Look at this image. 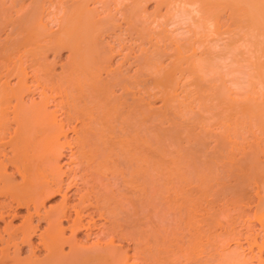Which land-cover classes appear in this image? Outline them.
<instances>
[{"label": "bare ground", "instance_id": "1", "mask_svg": "<svg viewBox=\"0 0 264 264\" xmlns=\"http://www.w3.org/2000/svg\"><path fill=\"white\" fill-rule=\"evenodd\" d=\"M151 1L154 9L147 13L145 5ZM22 2L0 0V28L11 22L20 36L8 44L0 42V220H4L0 264H135L129 262L130 253L122 251L121 243L115 246V240L124 239L134 243L132 256L139 264H181L180 255L186 264H206L196 259L191 262L196 246L201 248L192 231L210 236V231L224 225L219 213L205 212L206 208L203 212L207 217L200 218V199L210 195L208 205L212 209L218 200L215 197L227 188L219 189L217 195V190L210 192L215 184L225 181L223 173L231 177L230 200L237 209L248 202L252 186L257 204L251 216L264 234V0H31L27 15ZM100 6L108 8H102L105 16L100 17ZM50 7L61 15L54 32L49 31L48 17L44 18ZM14 9L23 14L10 21ZM118 13L126 23L125 32L115 18ZM173 20L188 21L183 23L187 29L183 36L171 34L168 25ZM181 24H177L179 28L173 25L172 31L183 30ZM109 35L112 43L117 41L116 49L103 42ZM125 35L135 49L129 45L128 51ZM61 49L68 50L69 62L64 70L61 68L62 73L54 74L53 66L39 60L47 58L45 52ZM14 52L20 53L16 61L12 59ZM26 53H30L35 72L42 74H36L34 83H28L24 71ZM119 53L122 60L112 64ZM129 59L136 68L125 75L122 71L131 68ZM225 60L235 63L232 65L241 68L238 70L246 77L242 88L236 84L242 90L239 93L230 90L224 77L237 68L231 69L228 63L230 67L222 75L224 63L220 62ZM124 62L130 65L121 70ZM11 73L18 77L13 86L6 79ZM42 76L47 77V83ZM39 78L45 81L43 86ZM34 91H39L43 102L25 103L23 97ZM155 97L161 102L158 107L153 105ZM11 122L15 124L12 129ZM68 131L75 137L68 138ZM66 148L70 162L77 166L68 171L60 165ZM77 179L83 191H77V200L71 204L68 191ZM193 191L194 196L199 195L197 199L192 197ZM55 195H60L61 202L46 209L45 201ZM23 207V220L12 224L19 216L16 210ZM151 208L159 211L156 218L163 225H152L156 229L148 231L146 223L151 226L150 221L144 220L153 216L144 218L152 215L144 211ZM171 212L177 215L176 226L169 224L171 219L167 222ZM7 216H11L9 222H5ZM95 216L108 221L103 232L98 227V238L102 235L108 239L103 243L97 239L88 249L79 245L75 236L81 230L89 236L97 225ZM41 221L46 228L39 232ZM230 225H225L226 230ZM170 226L181 231L193 228L191 233H182L191 234L188 244L194 239L199 244L193 242L190 245L196 246L187 249L182 239L173 237L178 241L176 251L184 248L186 254L173 252L175 258L171 257L170 250L164 249L170 243ZM230 234L235 235L232 241L236 232ZM23 245L28 251L22 257ZM64 245L69 246L68 252L63 251ZM229 253L225 263L242 264L240 254Z\"/></svg>", "mask_w": 264, "mask_h": 264}, {"label": "rangeland", "instance_id": "2", "mask_svg": "<svg viewBox=\"0 0 264 264\" xmlns=\"http://www.w3.org/2000/svg\"><path fill=\"white\" fill-rule=\"evenodd\" d=\"M23 2H22V4H23V6L28 10L27 11V13H25V15H27L28 13H29V8H28V4L30 5L31 3V0H22ZM30 1V2H29ZM56 1V0H55ZM9 3V2H8ZM154 5H155V3L154 2H149V3H147L146 5H145V10H146V12L147 13H151V12H153V9H154ZM90 6H92V5H90ZM23 7V8H24ZM101 7V6H100ZM99 7V8H100ZM112 7V6H111ZM103 7H101V9H99V12H100V17L101 16H105L106 15V11H107V9L108 8H103V9H105L106 11H104L103 9H102ZM31 9H33V7H32V5H31ZM53 9H54V7H50V9L48 10V11H50V12H48V13H46V15H44V18H47L45 21H47V24H49L48 25V27H49V31H52V32H54V31H56L57 29V25H59V23H58V20H60L59 18H60V14H58L59 12H57L56 13V11H53ZM55 10V9H54ZM102 10V11H101ZM164 9H162L161 10V13H164V12H162ZM22 11V10H21ZM31 11V10H30ZM54 12H55V14H54ZM105 12V14H103ZM53 13V14H52ZM20 14H23L22 12L20 13V11H17V10H11L10 11V19H8V20H10V21H13V20H17V16L19 17V15ZM49 15V16H48ZM59 16V17H58ZM52 17H54V18H52ZM57 17V18H56ZM117 17V18H116ZM119 17V18H118ZM115 18H116V20L118 19V23L120 24V22H121V30H125V28H126V23H124V21L122 22V19H121V16L119 15V13L117 14V15H115ZM53 21H55V22H53ZM49 22V23H48ZM175 22H177V21H175ZM174 22V20H173V22L171 23V24H169L168 26L170 27V25H171V28L169 29L170 30V32H171V34L173 35L174 34V36L177 34H179V35H181L182 34V32L185 34L186 32V30L187 29H185V27H183V26H185L186 24L184 23V22H188V21H182L181 23H180V21H178L176 24H173V23H175ZM53 23V24H52ZM185 25H184V24ZM55 24V25H54ZM176 25V26H173V25ZM177 24H181L182 25V27H183V30H179L178 31V29H176V30H174V32L172 31V28L173 27H176V28H179V25H177ZM180 25V26H181ZM167 26V28H169ZM5 27V28H4ZM13 27H12V23L11 22H7V25L6 26H4L3 25V27H1L0 28V42H1V44H2V42H7V44L8 43H10L11 41H13V40H15V36H17L18 34H17V30H16V27L14 28V29H12ZM186 28H188V27H186ZM56 29V30H55ZM175 29V28H174ZM180 29H182V28H180ZM16 32V33H14V32ZM125 32V31H124ZM177 32V33H176ZM13 33V34H12ZM118 33V32H117ZM176 33V34H175ZM9 34H11V35H9ZM15 34V35H14ZM183 34V35H184ZM176 35V36H177ZM183 35H181V36H183ZM19 36V35H18ZM17 36V37H18ZM110 36V35H109ZM105 37V39H104V41L103 42H105V44L106 45H110V46H112L113 45V48L114 49H116L117 48V44H116V40H113L114 42V44L112 43V36H110V37ZM126 36L127 35H125L124 37H125V39H126ZM186 36V35H185ZM184 36V37H185ZM224 36V37H223ZM222 36V39H223V41H225V35H223ZM20 37V36H19ZM128 38L126 39V41H124L123 40V43H125L126 42V47L127 46H129L130 45V47H133L134 46V44H133V42H132V40H129V36H127ZM178 37H180V36H178ZM4 38V39H3ZM6 38H7V41H6ZM13 40H12V39ZM111 38V39H110ZM175 38H177V37H175ZM182 38V37H181ZM2 40V41H1ZM111 41V42H110ZM223 41H221L220 40V46H222V43L221 42H223ZM108 42V43H107ZM132 42V43H131ZM130 43V44H129ZM112 44V45H111ZM117 45V46H116ZM115 46V47H114ZM123 47L124 48V52H123V49H122V52L123 53H127V49H128V51L130 50L129 48L130 47H127V49H126V47ZM24 49H26L27 50V48H24ZM23 48H21V50H24ZM134 49H135V46H134ZM20 50V51H21ZM12 51V50H11ZM60 51V50H59ZM48 53H44L43 55H45V56H47V58L45 57V59L43 58V60L41 59V60H39V61H43L44 63H46V64H50V67H54V69H52V71L54 72V74H56V73H62V71L66 68L65 66L68 64V62H69V59H68V61H67V58H69V52H68V50L66 51L65 49H61V51L60 52H58V50L57 51H54V52H52V50H49V51H47ZM121 52V53H122ZM135 52V51H134ZM16 53V54H15ZM56 53L58 54V56H56ZM60 53V54H59ZM122 53V56L124 55ZM17 54H18V56H19V52H14V57L15 58H12L13 60L14 59H16V56H17ZM120 54V53H119ZM135 53H132V55H134ZM25 55V54H24ZM23 55V57H24V59H25V61L26 62H23L24 64V71L26 70V75H27V80H28V83H34V82H36V74H38L39 72H40V74H41V71H36L35 72V69H34V65H32L33 63V60H30L31 58H30V53H26V58H25V56ZM27 56H29L28 57V59H27ZM121 56V54L120 55H114V57H113V59H112V64H115V65H117L118 64V62H120L122 59L120 58V57H122ZM12 57V56H11ZM10 57V58H11ZM123 58V57H122ZM23 59V60H24ZM47 59V60H46ZM55 61H54V60ZM119 59V60H118ZM18 60V59H17ZM22 60V61H23ZM49 60V61H48ZM115 60V61H114ZM117 60V61H116ZM14 61H16V60H14ZM51 61V62H50ZM131 61L132 60H130L129 59V63L131 64ZM228 61V62H227ZM54 62V63H53ZM56 62V63H55ZM116 62V63H115ZM128 62V61H127ZM127 62H124V64L122 65L123 67L121 68V70L123 69V70H125V68H128L129 66H128V64L129 63H127ZM229 62H231V61H229V60H225V61H223V62H220V63H224L223 64V66L221 67L222 69V75H225L224 73H227V71H228V69H229V64L231 65V69L232 68H237V70H235L232 74H230V73H228L227 75H225L224 77H227L226 79H227V86L229 85L230 86V88H232V89H230V90H233V91H235L234 93H237L238 91H239V89L238 88H242L243 87V85L245 84L244 82H245V79H246V77H245V75L243 74V72H240V71H242V70H240L241 68H238L237 67V65H232V64H235V63H229ZM26 63V64H25ZM62 63H64V64H62ZM229 63V64H228ZM12 64V63H11ZM48 64V65H49ZM55 64V65H54ZM62 64V65H61ZM66 64V65H65ZM129 64V65H130ZM133 64V63H132ZM132 64L130 65V67L131 68H128V70L124 73V71H122L123 72V74H127L128 72H129V74H132L133 72H134V70H135V66H134V64H133V66H132ZM30 65V66H29ZM61 65V66H60ZM64 65V66H63ZM114 65V66H115ZM229 66V67H228ZM232 66H234V67H232ZM65 67V68H64ZM63 70H62V69ZM230 69V70H231ZM240 71H239V70ZM223 70H224V72H223ZM229 70V71H230ZM14 72L16 71V70H13ZM239 73L240 75H236L235 73ZM17 73V72H16ZM16 73H14V74H10V76L8 75V78H6L7 79V82H8V84L9 85H11V86H13V85H15L16 83H17V81H18V77H17V75H16ZM237 73V74H238ZM233 74H235V75H233ZM242 74V75H241ZM42 75V74H41ZM231 75V77H228V76H230ZM232 75H233V77H232ZM244 75V76H243ZM38 76H40L39 74H38ZM44 76V75H43ZM42 76V78L43 79H45V78H47V77H43ZM31 77V78H30ZM33 77V78H32ZM42 78H41V80H42ZM228 78L229 79H231V78H233V79H235L234 81H233V79H231L230 80V83H229V81H228ZM245 78V79H244ZM225 79V78H224ZM3 80V79H2ZM40 80V78H39V82H40V86L43 84V82H45V83H47V81L48 80H46L45 79V81H41ZM236 80H237V82H236ZM234 83H233V82ZM242 81V82H241ZM41 82H42V84H41ZM11 83V84H10ZM49 83V82H48ZM231 84V85H230ZM236 84H238V85H236ZM240 84H242V86L240 85ZM48 85V87H49V84H45L44 86H47ZM43 86V85H42ZM228 86V87H229ZM232 86V87H231ZM235 88V89H234ZM41 89V88H40ZM45 90H47V89H45ZM242 90H240L239 92H241ZM48 92H50L49 90H47V93ZM120 92V90L119 89H116L115 90V94H118ZM238 92V93H239ZM46 93V94H47ZM49 94V93H48ZM47 94V95H48ZM40 95V93H39V91L37 92V91H34V93H28V94H26V96L25 97H23V100H24V102L25 103H33V102H35V103H38V102H41L42 100V97H41V95ZM41 98V99H40ZM156 99V100H155ZM41 100V101H40ZM50 100V99H49ZM48 100V101H49ZM13 100H12V104H13ZM43 102V101H42ZM50 102V101H49ZM48 102V103H49ZM51 104H53L52 102H50ZM51 104H47V106H48V109L49 110H52L53 109V105L51 106ZM160 104H161V102H160V100L157 98V97H155L154 99H153V105L155 106V107H158V106H160ZM10 106H11V104H10ZM59 117L61 118V116L60 115H58L57 116V118L59 119ZM11 126V129L13 128V127H15V124L13 123V122H11V124H10ZM67 137L68 138H74L75 136H74V134L72 133V132H69L68 131V133H67ZM210 144L212 145L213 143L212 142H210ZM6 147H8L7 148V150L9 149V146H6ZM66 152V153H65ZM67 152H70V150L68 149V151H67V148H66V150H64V156H62V157H65V158H61L62 160L60 161L61 163H60V165L62 164V168H63V170H65V171H68V170H70V169H75V168H77V166H75V164L76 163H74V162H70V154L69 153H67ZM68 154V157H66V155ZM239 156V155H238ZM237 157V156H236ZM65 162V163H64ZM215 169V168H214ZM77 174H79V172L77 173ZM81 174H79V176H80ZM220 177L222 176V173L220 172V175H219ZM223 176H225V174L223 173ZM221 177V178H223L222 179V181L223 180H225V181H223V182H220L219 183V185H217V184H215L216 186H218V187H216L215 185L212 187L213 189H210L211 191V194H212V190H213V192H216V190H217V192H216V195L218 194V192L219 193H221L220 191H219V189H225L226 187V189H225V191L229 188V186L231 185V177H230V179L228 178V176L226 177ZM20 177V175H18V174H16V176H15V178H16V180L17 181H20L21 180V177ZM215 178H216V175H215ZM229 180H228V179ZM220 179V178H219ZM79 181V179H77V183L75 184V185H77L76 187H73V186H75V185H73L71 188H70V190L68 191V193H69V202L72 204V203H74L76 200H77V196H78V193H77V191L79 190L80 192H82L83 190V184ZM227 182V183H226ZM222 183V184H221ZM225 185H224V184ZM229 183V184H228ZM67 184V183H66ZM65 184V185H66ZM82 185V186H81ZM223 185V186H222ZM228 185V186H227ZM226 186V187H225ZM189 187V186H188ZM187 187V188H188ZM252 187V186H251ZM250 187V188H251ZM254 187V186H253ZM186 187H184V189H185ZM186 188V190H188ZM218 188V189H217ZM248 189V193H249V199H248V202H244L242 205H241V208H238L237 209V207H235L234 205H233V203H231L232 201L230 200L231 199V188H230V190L228 189V194L225 192V191H223V190H221V191H223V192H225L224 194H223V192H222V195L221 194H218V196H214L215 197V200H217V202L216 201H214V205L212 206L213 208L212 209H209V205H208V201H210L209 199H210V192H209V196L207 197V196H205V197H203V198H206V199H208V200H206V199H203L202 197V199H200L201 201H202V203H201V201H200V206H201V210H202V212L201 213H203V214H201V216H200V218L203 216V217H207V214L208 213H205V212H208L209 211V213L211 212V213H213V211L214 212H216V213H219L218 215H219V220L221 221V223H223L224 225H222V226H219V227H216V229H215V231H210V236H209V233L207 234H205L204 232H203V234H200V235H198L197 233L198 232H196L195 230H193V231H195L196 233H194L191 229H193V228H191L190 230H187V229H185V231L187 230V231H190V233H191V231H192V237L193 238H195V237H197L196 239L197 240H200L201 241V243H200V245H199V247H201V248H197L198 246H196V250H195V253H193L194 254V259L191 261V262H195L196 260H201L202 262H205L206 264H228L227 262H228V258L226 259V257H227V255L228 254H230L229 252L230 251H234V252H237L238 254H240L239 256L241 257V261H243V262H241L242 264L244 263V264H264V262H262V261H264V249H262V248H259L258 246H260L261 245V243H264V234H261L262 233V231L260 230L261 228V226H260V224H259V222L258 221H255V219L253 218V216H251L252 214L254 215V213L253 212H255V209H256V202H257V197L256 196H254L255 194L253 193L254 191L252 190V191H250L251 189ZM190 189V188H189ZM254 189V188H253ZM192 190H194V189H192ZM255 190V189H254ZM78 191V192H79ZM230 191V192H229ZM75 192V193H74ZM194 192L195 191H193V198L195 199V197L197 196H199V195H196V196H194ZM73 194V195H72ZM231 196V197H230ZM197 197H196V199H197ZM191 197L189 196L187 199H190ZM212 198V197H211ZM60 195H55V196H52L51 198H49V199H47L46 201H45V203H44V207H46V209H48L49 207H55V206H57L58 204H59V202H61L60 201ZM229 199V200H228ZM204 200V201H203ZM250 200V201H249ZM207 201V202H206ZM230 201V202H229ZM206 202V203H205ZM215 202H216V204H215ZM231 203V204H230ZM249 203V204H248ZM233 205V206H232ZM226 207V208H225ZM205 208L206 209H208L207 211H205ZM233 208V209H232ZM234 208H236V209H234ZM204 209V210H203ZM155 210L157 211V209H154V212H155ZM25 211H26V209L23 207V208H18L17 210H16V212L18 213V215L19 216H17V218H15L14 220H12V224H14V225H18V224H20L21 222V220H23V218H21V216L23 215V214H25ZM203 211H205V212H203ZM222 211H225V213L223 212L222 213ZM241 211V212H240ZM145 213H148V214H152L151 216H146V214L145 215H143V216H146V217H144V218H148V217H151L152 218V216H153V218H152V220L150 219V220H144V221H150V224H151V226L149 225V222H148V224L146 223V222H144V224L146 223V229L148 230V231H152V230H155L156 228L154 227V226H156V227H160V225L163 223V222H160L159 223V221L160 220H157V216H159V211L158 212H153V209L151 208V209H149V211H144ZM153 212V213H152ZM241 214H240V213ZM244 212V213H243ZM157 213V214H156ZM159 213V214H158ZM172 214H169L168 216H167V222L168 221H170L169 219H171V223H169L170 225L171 224H173L174 226H176V223H178V221H177V215L175 214L174 215V212H171ZM251 213V214H250ZM72 214V217H73V213H71ZM155 214V215H154ZM229 214V215H228ZM242 214H244V215H242ZM250 214V215H249ZM21 215V216H20ZM199 215V214H198ZM239 215H241L240 217H239ZM249 215V216H248ZM155 216V217H154ZM174 216V217H173ZM176 216V217H175ZM23 217V216H22ZM157 217V218H156ZM172 217H173V219H172ZM202 217V218H203ZM239 217V218H238ZM244 217V218H243ZM248 217V218H247ZM11 218V216H7V217H5V222H9L10 219ZM95 218H96V223H97V225H95V229H94V226L92 227V230L90 231L91 232V234L88 236V235H86V232H83L84 230H81V231H79L78 233H77V235L75 236V240L79 243V245H85V246H87L88 247V249H89V247L90 246H93V244L96 242V241H98L99 239H100V242L102 241V240H104V241H102L101 243H103V242H105V241H107V239L108 238H106V237H104V238H102V235L100 236L101 238H98L99 237V235H100V232L102 231H104V229H103V227H107V226H109V224H108V221H105L104 222V220H103V218H98L97 219V216H95ZM175 218V219H174ZM197 218H199V216H197ZM200 218H199V220H200ZM237 218V219H236ZM251 218V219H250ZM156 219V220H155ZM235 219V220H234ZM250 221H248V220ZM227 220V221H226ZM234 221V223H233V221ZM248 223V224H244V222L245 221ZM99 221V222H98ZM151 221H154V222H152L151 223ZM157 221V222H156ZM175 221V222H174ZM231 221H232V223H231ZM103 222V225L101 224ZM167 223V224H168ZM257 223H258V225H257ZM65 226H67L68 224H67V222H64L63 223ZM106 224V225H105ZM203 224V226H205L206 227V224H205V222H203L202 223ZM233 226L232 228L234 229V231L236 232V237L231 241V239H232V237H234L235 235H231L230 233H232V232H234V231H232V232H230L231 231V225ZM99 225V226H98ZM148 225H149V228H148ZM152 225H154L153 227L155 228V229H152L153 227H152ZM163 225V224H162ZM172 225V226H173ZM227 225H230V229H228V230H226L227 229V227L226 226ZM246 225H248V227H252L251 229H249V228H246L247 226ZM3 226H4V220L2 221V220H0V229L1 228H3ZM217 226V225H216ZM100 228V230H99V228ZM151 227V228H150ZM171 227V226H170ZM226 227V228H225ZM229 227V226H228ZM44 228H46V223L43 221H41V223H40V228H39V232H41V231H43V229ZM168 228H169V226H168ZM245 228V229H244ZM152 229V230H151ZM174 229H176L175 227H174ZM207 229V228H206ZM205 229V230H206ZM250 231H249V230ZM204 230V231H205ZM230 230V231H229ZM248 230V231H247ZM37 231V232H38ZM67 232L65 233V235L67 236V237H69V234H70V231L69 230H66ZM69 231V232H68ZM100 231V232H99ZM168 231V233H169V235L170 234H172L173 235V233L175 234V235H170V240H169V244H170V246H169V244H168V247L166 248H164V249H166V252H168L169 250L170 251H172L171 253H170V251L168 252V254H170L171 255V257L172 256H174V255H180V254H182V255H184V248H181V251L183 250V252H181V251H176L177 249H176V247H177V245H178V243H176L175 241H177V240H175L173 237H179V240H181V242H183V244L181 243V242H179V244L181 243L182 245H184V243H185V245L183 246V247H187V249L189 248H191L192 246L193 247H195L193 244L192 245H190L191 243H193L194 241L192 240V242H190V244H188L189 243V241H191V239L189 240V237L191 236V234H186V233H182V232H185V231H181V230H173V228L171 227V229H168L167 230ZM229 231V232H228ZM252 231V232H251ZM98 232V233H97ZM206 232V231H205ZM207 232H209V231H207ZM228 232V233H227ZM181 233H182V235L183 236H179V235H181ZM188 233V232H187ZM214 233V234H213ZM220 233V234H219ZM237 233H239V234H237ZM248 233H252L251 234V236H253V238L252 237H250L249 238V234ZM177 234H179L178 236H176ZM194 234H197V235H195L194 236ZM226 234H228V235H226ZM255 236H254V235ZM38 235V234H37ZM249 235V236H248ZM36 236V235H35ZM33 237V241H34V243H36L38 240H37V238L39 239V237L38 236H36V237ZM220 236V237H219ZM245 236L247 237V238H245ZM262 236V237H261ZM198 237H201V238H199L198 239ZM227 237V238H226ZM191 238V237H190ZM213 239V240H211V241H209V239ZM231 238V239H230ZM252 238V239H251ZM255 238V240H253ZM98 239V240H97ZM102 239V240H101ZM172 239H174L173 241H171ZM176 239H178V238H176ZM196 239H194L195 240V242L194 243H197V244H199L198 242H200V241H198V242H196L197 240ZM202 239V240H201ZM230 241H229V240ZM37 240V241H36ZM96 240V241H95ZM205 240H206V242H205ZM215 240V241H214ZM249 240V241H248ZM251 240H253V242L251 241ZM80 241V242H79ZM119 241V242H118ZM124 241V242H123ZM236 241V242H235ZM257 241L259 242V243H257ZM260 241H261V243H260ZM76 242V243H77ZM117 242V243H116ZM178 242V241H177ZM254 242H256V245H252V246H250V244H253ZM114 243H116V245L115 246H118V247H120V245H121V249H122V251L124 252V251H126V253H128V255H129V253H130V255L129 256H131V258L129 259V262H136V263H138L139 264V262H138V260L137 261H134V259L136 258H134V256H132V253L134 252V249L133 248H135V246H134V243H132V241H129L128 239H124V240H115V242ZM118 243L120 244V245H118ZM132 243V244H131ZM175 243L177 244L176 245V247H175ZM212 243V244H211ZM247 244H249V245H247ZM166 245V244H165ZM191 247H190V246ZM207 245V246H206ZM258 245V246H257ZM0 246H1V244H0ZM224 246V247H223ZM255 246H257V247H255ZM145 247V246H144ZM143 247V248H144ZM163 247V246H162ZM162 247H160L159 246V248H160V250H161V248ZM212 247V248H211ZM218 247V248H217ZM221 247V248H220ZM239 247V249H237ZM250 247H252V248H250ZM260 247H264V246H260ZM22 248H23V252H22V254H21V256L23 257V256H25L26 254H27V251H28V247H27V245H23L22 246ZM258 248V249H257ZM26 249V250H25ZM163 249V248H162ZM163 249V250H164ZM167 249H169L168 251H167ZM195 249V248H194ZM236 249V250H235ZM252 249V250H251ZM261 249V250H260ZM13 250L14 249H10V251H9V254H10V257H12L13 255H14V252H13ZM68 250H69V246L68 245H64V247H63V251H65V252H68ZM128 250V251H127ZM186 250V249H185ZM260 250V251H259ZM165 251V250H164ZM187 251V250H186ZM189 251V250H188ZM197 251V252H196ZM239 251V252H238ZM255 251V252H254ZM26 252V253H25ZM163 252V251H162ZM173 252H175V253H173ZM177 252V253H176ZM181 252V253H180ZM191 252V251H190ZM190 252L189 253H187V254H190ZM193 252H194V250H193ZM254 252V253H253ZM0 253H1V249H0ZM174 255H173V254ZM242 253V254H241ZM252 253L254 254V255H252ZM134 254V253H133ZM186 254V253H185ZM192 254V255H193ZM191 255V254H190ZM192 255L190 256V257H192ZM222 255V256H221ZM0 256H1V254H0ZM176 256V257H177ZM253 256V257H252ZM244 259H243V258ZM247 257V258H246ZM134 258V259H133ZM174 258H175V256H174ZM189 258V257H188ZM181 261H179V260ZM178 261H179V263H181V264H184V261H185V264H186V259L184 260L183 259V257L181 258V255H180V258L178 257ZM182 259V260H181ZM196 259V260H195ZM211 259V260H210ZM212 259H213V261L214 260H216V261H214V262H212ZM222 259H223V261H222ZM225 259H226V263H225ZM259 259V260H258ZM262 261H261V260ZM136 260V259H135ZM207 261H208V263H207ZM259 261V262H258ZM215 262H217V263H215ZM262 262V263H261ZM135 263V264H136ZM133 264V263H132Z\"/></svg>", "mask_w": 264, "mask_h": 264}]
</instances>
